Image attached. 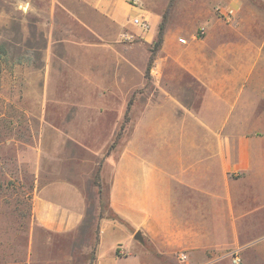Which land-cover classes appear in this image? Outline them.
I'll return each mask as SVG.
<instances>
[{
    "label": "crops",
    "instance_id": "obj_1",
    "mask_svg": "<svg viewBox=\"0 0 264 264\" xmlns=\"http://www.w3.org/2000/svg\"><path fill=\"white\" fill-rule=\"evenodd\" d=\"M34 2L23 0V10L43 19L64 10L78 34L100 37L73 46L76 59L84 51L101 68L85 107L128 131L107 157L114 216L99 215L90 264H232L233 252L243 264H264L263 247L243 255L264 235V0ZM166 11L147 81L138 52L141 44L149 51ZM31 210L43 229L72 232L85 194L68 179L48 181L34 190Z\"/></svg>",
    "mask_w": 264,
    "mask_h": 264
},
{
    "label": "rangeland",
    "instance_id": "obj_2",
    "mask_svg": "<svg viewBox=\"0 0 264 264\" xmlns=\"http://www.w3.org/2000/svg\"><path fill=\"white\" fill-rule=\"evenodd\" d=\"M22 1L0 0V264H90L99 215L111 212L107 157L116 156L128 131L112 146L121 124L112 129V116L90 114L85 107V93L99 90L101 68L92 67L84 51L76 59L73 46L100 37L78 34L64 10L43 19L24 11ZM34 1L50 7L47 0ZM109 37L140 44L136 38ZM141 47L146 79L150 52ZM56 179L76 183L85 194L86 214L72 232H49L32 216L34 190ZM254 241L244 248L245 257L260 247L264 253V235ZM244 261L252 264L251 258Z\"/></svg>",
    "mask_w": 264,
    "mask_h": 264
},
{
    "label": "trees",
    "instance_id": "obj_3",
    "mask_svg": "<svg viewBox=\"0 0 264 264\" xmlns=\"http://www.w3.org/2000/svg\"><path fill=\"white\" fill-rule=\"evenodd\" d=\"M166 16H167V11L164 13V15L162 17V21L160 22L156 40L154 41V43L152 45H150L148 47L150 53H149V58H148V62H147L146 69H145V77H146L147 81L150 78V69H151V66H152V63H153V59H154L155 53H156L157 49L160 47V44L162 42L163 33H164V27H165V22H166ZM132 99H133V97L131 96L130 99H129V102H131ZM124 128H125V122H122L121 125H120V129H119L118 133L116 134V138H115V141L112 144V146H114L115 142L121 137V134H122ZM98 176L99 175L97 174L96 178ZM107 215L114 216V214L112 212H110Z\"/></svg>",
    "mask_w": 264,
    "mask_h": 264
},
{
    "label": "built area",
    "instance_id": "obj_4",
    "mask_svg": "<svg viewBox=\"0 0 264 264\" xmlns=\"http://www.w3.org/2000/svg\"><path fill=\"white\" fill-rule=\"evenodd\" d=\"M21 8L23 9L22 5H21ZM130 23L135 26H139L142 29H146L148 27L147 21L141 17H132L130 19ZM179 41L185 42L183 38H180ZM231 255H232V264H242V259L237 252H233Z\"/></svg>",
    "mask_w": 264,
    "mask_h": 264
},
{
    "label": "water",
    "instance_id": "obj_5",
    "mask_svg": "<svg viewBox=\"0 0 264 264\" xmlns=\"http://www.w3.org/2000/svg\"><path fill=\"white\" fill-rule=\"evenodd\" d=\"M134 238L135 239H138V240H142V237L140 236V232H137L135 235H134Z\"/></svg>",
    "mask_w": 264,
    "mask_h": 264
}]
</instances>
